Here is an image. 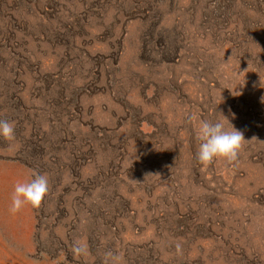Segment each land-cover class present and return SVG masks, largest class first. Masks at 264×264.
Returning <instances> with one entry per match:
<instances>
[{"label":"rangeland","instance_id":"obj_1","mask_svg":"<svg viewBox=\"0 0 264 264\" xmlns=\"http://www.w3.org/2000/svg\"><path fill=\"white\" fill-rule=\"evenodd\" d=\"M0 120V264H264V0H0Z\"/></svg>","mask_w":264,"mask_h":264},{"label":"clouds","instance_id":"obj_2","mask_svg":"<svg viewBox=\"0 0 264 264\" xmlns=\"http://www.w3.org/2000/svg\"><path fill=\"white\" fill-rule=\"evenodd\" d=\"M224 116V115H223ZM225 120L231 125V130L225 127L221 121H201L197 132L200 141L196 152V160L204 166L214 160L225 159L229 163L238 158V153L245 140L243 133L237 130L229 119ZM0 137L7 141L15 139V125L6 120H0ZM49 191V178L46 175L36 174L28 182L17 183L14 186L10 212H18L25 204L39 207ZM73 251L77 255L86 256L88 248L86 244L75 243ZM110 264H118L119 257L109 252Z\"/></svg>","mask_w":264,"mask_h":264}]
</instances>
